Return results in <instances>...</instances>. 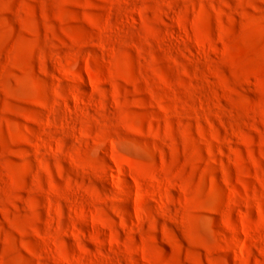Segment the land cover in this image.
Here are the masks:
<instances>
[{
    "label": "rangeland",
    "instance_id": "1",
    "mask_svg": "<svg viewBox=\"0 0 264 264\" xmlns=\"http://www.w3.org/2000/svg\"><path fill=\"white\" fill-rule=\"evenodd\" d=\"M0 264H264V0H0Z\"/></svg>",
    "mask_w": 264,
    "mask_h": 264
}]
</instances>
